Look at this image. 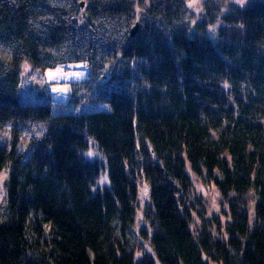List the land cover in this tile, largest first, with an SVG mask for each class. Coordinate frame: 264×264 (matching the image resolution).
<instances>
[{
    "label": "trees",
    "instance_id": "1",
    "mask_svg": "<svg viewBox=\"0 0 264 264\" xmlns=\"http://www.w3.org/2000/svg\"><path fill=\"white\" fill-rule=\"evenodd\" d=\"M186 1L90 0L82 11L81 0H0V52H12L0 63V125L11 126L0 146V172L11 166L0 264H264V0H202L195 23ZM24 61L40 71L87 62L75 90L92 82L109 112L23 103ZM22 122L45 125L24 162ZM88 138L107 165L102 189L94 190L101 164L82 156ZM186 163L216 188L223 222L197 226L178 209L172 179ZM139 180L149 185L155 260L136 259L122 239ZM243 195L251 198L241 211Z\"/></svg>",
    "mask_w": 264,
    "mask_h": 264
},
{
    "label": "rangeland",
    "instance_id": "2",
    "mask_svg": "<svg viewBox=\"0 0 264 264\" xmlns=\"http://www.w3.org/2000/svg\"><path fill=\"white\" fill-rule=\"evenodd\" d=\"M50 1L54 2V6L58 5L55 4L57 0ZM254 1L256 0H223V3L227 6L244 8ZM201 2L202 0L186 1L189 13L196 17L194 23L202 12ZM80 3L82 4L81 10L83 11L90 5V0H81ZM11 56L12 52L9 49L2 50L0 52V63L7 62ZM105 73L106 77H109V73ZM89 74L90 70L85 61L68 62L54 68L45 69L44 71L37 69L35 72L31 68L30 63L24 61L22 64V84L20 90L22 102L39 103L41 102L39 93H41L44 97L45 94L47 95L53 114L109 112L108 104L103 103V101L97 98L98 91L92 82L87 84V88H76L75 90L77 84L86 80ZM92 80H94V76H92ZM44 130L45 125L42 122H22L17 125L16 151L21 154L22 162L28 158L30 152L29 140L40 138ZM10 139V124L0 125V146H7ZM144 145L149 154L150 161L160 163V160H157L156 156L151 152L150 145L146 141ZM82 156L88 161H96L101 164L100 174L96 180L94 190L107 187L109 185L107 165L92 138H88V149L83 152ZM10 171L11 166L9 165L0 172V206L4 203L6 197V183ZM180 177V179H172L173 184L179 192L181 191L180 197L177 194L174 195L178 209L188 217L190 216L191 221L195 222L197 226H202L208 220L214 219L223 222L225 220L224 213H227V208L226 204L221 202L216 188L211 183H206L201 176L192 172L187 163ZM148 188L149 185L146 181L139 180L135 221L125 232V236L122 239L125 240L124 243L128 247L133 249L136 259L144 256L155 260V254L149 241L151 230L146 218V211L149 207ZM250 198V195L235 198V202H237V206L241 211H244L246 206L249 205Z\"/></svg>",
    "mask_w": 264,
    "mask_h": 264
},
{
    "label": "water",
    "instance_id": "3",
    "mask_svg": "<svg viewBox=\"0 0 264 264\" xmlns=\"http://www.w3.org/2000/svg\"><path fill=\"white\" fill-rule=\"evenodd\" d=\"M80 7H82V4L80 3ZM138 23H135V25L130 30V36L133 37L137 31Z\"/></svg>",
    "mask_w": 264,
    "mask_h": 264
},
{
    "label": "crops",
    "instance_id": "4",
    "mask_svg": "<svg viewBox=\"0 0 264 264\" xmlns=\"http://www.w3.org/2000/svg\"><path fill=\"white\" fill-rule=\"evenodd\" d=\"M35 71H37V69H34V72ZM44 91H45V89H44ZM46 92V91H45ZM48 98H47V95L45 94V97H40V100L42 101V100H47Z\"/></svg>",
    "mask_w": 264,
    "mask_h": 264
}]
</instances>
